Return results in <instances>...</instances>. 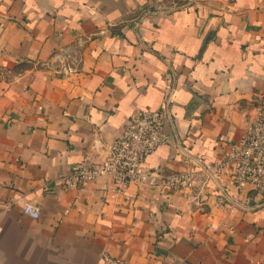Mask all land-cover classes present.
<instances>
[{"label":"crops","instance_id":"crops-1","mask_svg":"<svg viewBox=\"0 0 264 264\" xmlns=\"http://www.w3.org/2000/svg\"><path fill=\"white\" fill-rule=\"evenodd\" d=\"M166 100L149 181L64 186ZM261 106L264 0H0V264H264V193L225 174L199 207L161 180L213 163Z\"/></svg>","mask_w":264,"mask_h":264},{"label":"built area","instance_id":"built-area-1","mask_svg":"<svg viewBox=\"0 0 264 264\" xmlns=\"http://www.w3.org/2000/svg\"><path fill=\"white\" fill-rule=\"evenodd\" d=\"M168 104L169 100H166L161 109L146 108L133 113L126 121L121 134L110 145L105 160L96 165L78 167L63 177L64 186L75 188L80 184L108 179L111 192L119 195L123 194L131 183L149 181L151 176L147 158L169 140L166 127L171 123L172 116ZM193 161L199 170L193 168L173 173L161 177V180L163 186L171 192L190 193L191 201L199 207L208 199L205 192L208 182H218L225 174L230 175L235 187L240 191L251 187L254 191L264 193V107L256 110L240 140L228 144L213 163L207 164L200 158ZM232 202L236 204V200ZM22 213L33 220H38L41 216L40 210L31 202H24ZM211 228L215 229L213 226ZM102 258L104 264H129L106 252Z\"/></svg>","mask_w":264,"mask_h":264}]
</instances>
